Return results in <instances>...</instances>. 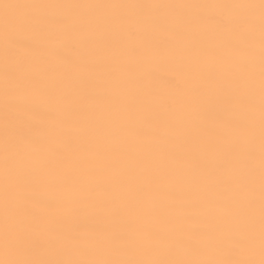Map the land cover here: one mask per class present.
Wrapping results in <instances>:
<instances>
[{"label":"snow or ice","instance_id":"obj_1","mask_svg":"<svg viewBox=\"0 0 264 264\" xmlns=\"http://www.w3.org/2000/svg\"><path fill=\"white\" fill-rule=\"evenodd\" d=\"M0 264H264V0H0Z\"/></svg>","mask_w":264,"mask_h":264}]
</instances>
